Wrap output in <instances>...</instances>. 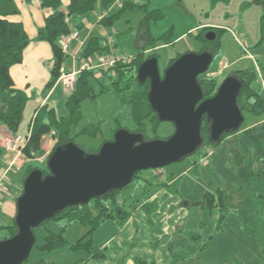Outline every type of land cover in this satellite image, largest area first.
Here are the masks:
<instances>
[{
  "label": "rangeland",
  "instance_id": "obj_1",
  "mask_svg": "<svg viewBox=\"0 0 264 264\" xmlns=\"http://www.w3.org/2000/svg\"><path fill=\"white\" fill-rule=\"evenodd\" d=\"M116 1L111 2L116 4L111 7L112 12L119 9L120 5ZM133 1L143 6L121 13L115 25L108 29L109 36L106 35L103 39L105 47L102 53L112 49L117 54L131 55L133 58L136 57L137 60L140 58L143 61L148 59L149 55L155 54L160 72L163 73L172 58L200 48L201 37H198L200 29L214 26L221 28L223 32L220 36L219 46L213 51V61L202 77L215 78L219 85L230 72L228 69H223L221 61L225 59L230 63L228 54H233L232 56L239 57L241 60L232 69L249 68L253 70L256 74L254 86L264 95V90L258 80L262 77L264 82V20L261 21L264 14V2H256V0ZM13 3L18 11L15 15L19 16L20 14L21 18H25L26 21L28 17L30 22L38 24L43 19L42 15L46 13L40 6L39 0H31L28 3L25 0H13ZM66 3L67 0H62L63 8L66 7ZM97 12H100L99 7L92 14L67 17L70 21L69 26L72 28L70 33L74 35V38L68 43L66 51H62L65 57L59 69L60 75L61 72L68 73L71 68L76 67L71 56L77 49L83 51L90 38L85 40L80 31L83 29V32L86 33L94 30V21L88 17H92ZM78 22H82L83 27L80 26L77 29L75 25ZM39 26H43V21ZM102 29L95 31L94 34L101 35V32L106 31L104 29L102 31ZM164 33H167L166 38L158 39ZM140 37L146 45L139 49L136 43ZM236 38L238 39L236 40ZM45 43L50 48V45ZM155 46L161 48L158 47L155 50ZM244 48H247L246 51ZM250 54L255 56L254 61L249 59ZM51 57V60L45 61L47 68L53 64L52 53ZM136 70L137 67H135V73L131 70L130 73L125 72L123 77L120 75L122 80L110 71L93 78L92 85L95 96L82 101V120L78 128L86 124L99 123L101 125L100 133L95 139L87 136L77 137L75 142L81 149L87 151L101 147L104 142L113 139V131L118 126L127 130L133 129V122L128 114V105L122 101L123 92L121 89L125 87L128 75L131 80H128L127 84L130 83L129 87L132 88ZM49 80L50 76L40 89L32 84L34 90L39 89L37 96L32 100L33 103H36L39 97L47 93L45 85ZM100 87L104 89L101 93H99ZM51 104L52 101L49 105L51 106ZM55 113L58 116L66 115L65 103L57 107ZM243 117L244 121L237 131L254 120L257 114L245 111ZM237 131L229 135H235ZM173 132L172 124L165 122L158 126L155 135L150 132L148 127L147 137L149 139L153 137L165 139ZM48 139L50 140V137ZM261 141H264V138ZM208 147H211L214 154V146L202 144L195 155L178 163L153 169V171L163 170L166 172L161 178L163 179L165 174L167 175V180L164 179L167 186L159 185L158 181L161 179L158 178L157 181V178L151 176V170H145L139 172L137 178L118 192L117 201L131 219L128 227H133L136 230L139 225L142 237L137 241H146L149 248V251L147 247H139L134 251L144 260H152L151 257L155 254L157 257L154 261L155 264H264V170L260 167V163L246 160L245 155L242 158V152L231 154L229 148L224 149L220 156L213 157L212 154L206 158L205 151ZM42 152L43 150L40 149L35 158H25V166L21 168V172H17V176H23L29 165L45 169L46 162L42 163L37 159L42 155ZM49 155H51V150ZM197 156L201 159L200 161L209 162L210 167H204L202 163L194 166L195 163L191 158ZM7 177L10 176L7 175ZM144 179L153 180L146 192L140 189ZM219 189L223 190V193L228 197L226 220L220 223H218L217 209L210 212L204 208L206 193L213 191V196H215ZM156 192L160 193L154 198H149ZM144 205L146 206L144 207ZM113 218L114 220L107 219L100 224L101 227L96 231V241H98L97 234L102 231L106 233L110 228L114 229L120 225L117 216H113ZM2 223L3 221L0 222V224ZM47 230L57 231L58 224L51 221L47 226L36 228L34 234L37 245L42 243ZM85 230L84 227L74 222L67 228L64 236L67 241L73 243L84 234ZM2 234L0 231V237ZM101 237L105 238V236ZM131 240H135V238L132 237ZM133 244L131 242L130 246L133 247ZM126 247V238L119 233L113 244L105 250V258L90 259L88 262L89 264H112L117 260L115 263L117 264L126 258V251H122ZM152 252L154 253L152 254ZM131 253L129 252L128 255ZM86 256L85 252H72L68 249L40 251L33 248L28 260L30 262L44 260L54 263H73ZM165 256L168 258L163 259ZM111 257L114 260L110 259ZM130 258L129 256L128 259ZM126 262L127 264L128 262L135 263L131 260Z\"/></svg>",
  "mask_w": 264,
  "mask_h": 264
},
{
  "label": "water",
  "instance_id": "obj_2",
  "mask_svg": "<svg viewBox=\"0 0 264 264\" xmlns=\"http://www.w3.org/2000/svg\"><path fill=\"white\" fill-rule=\"evenodd\" d=\"M205 39L213 41L215 33H207ZM212 61L211 52L188 51L161 73L157 57L144 60L136 79L140 84L149 81V107L160 122L172 124L174 132L166 139L144 140L141 133L120 128L95 153L74 142L57 146L46 161L48 174L35 168L24 180L15 201L16 231L0 240V264L25 262L36 242L34 229L56 214L122 190L141 171L163 168L194 155L203 144V119L208 123L210 143L237 131L244 121L237 104L242 81L228 75L215 94L204 99L198 77Z\"/></svg>",
  "mask_w": 264,
  "mask_h": 264
},
{
  "label": "trees",
  "instance_id": "obj_3",
  "mask_svg": "<svg viewBox=\"0 0 264 264\" xmlns=\"http://www.w3.org/2000/svg\"><path fill=\"white\" fill-rule=\"evenodd\" d=\"M30 1L31 0H25L27 3ZM112 1L113 0H101L100 2L99 0H67L66 7L63 8L62 0H39L40 6L47 13L44 16L43 26L37 28L36 35L33 39L37 42H47L50 45L53 56V64L50 70V80L45 85V89H50L55 84L60 75L59 69L64 61L65 55L58 45V40L62 35L70 33V28L66 22L68 16L86 15L92 13L99 2L100 9L107 12V15L103 16L98 21V25L111 28L115 25L116 21L119 20L122 12L126 10H134L137 7L140 8L143 6L142 4L136 3L133 0H121L119 9L115 12H112L110 10ZM258 1L264 2V0H256V2ZM16 13H18V11L14 6L13 0H0V126L4 125L13 137L17 136L20 124L23 120V112L29 97L24 91L13 89V80L10 74V68L13 65L21 63L23 59V53L28 44L31 42V39L23 27V24L21 22L12 21L9 19L8 16L15 15ZM263 20L264 14L261 18V21ZM78 27L80 26L78 25ZM207 30H215L218 34V37H220L223 32L221 28L215 27H206L200 29L198 37H201L200 43L203 45V48H201L200 51L205 49V43L209 44L213 41H216L213 40L209 42L203 38V35ZM166 36L167 33H164L158 39H164ZM103 43V40L99 37L91 36L84 47L83 55L87 57L95 53H102L105 47L103 46ZM180 55L172 58L169 62V65ZM152 56L156 55L151 54L147 58ZM142 62V59L138 58L137 60L135 57L130 62L118 63L109 71L116 75V77L119 76L120 80H122L125 72L130 73L132 70L135 73V67L138 68ZM109 71L103 72V74H106ZM205 73L202 75H205ZM120 75L122 77H120ZM202 75L198 77V82L202 88L204 99L210 98L215 94L218 87L217 80L215 78L209 77L203 78ZM227 75H235L239 80L242 81L243 85L237 98V104L241 109L242 114L245 111L255 114H264V95L258 90L257 87L254 86V84H256L255 72L249 68H246L230 71L227 73ZM93 78L94 74L92 72L83 71L78 74L75 82V89L68 95L65 102L67 109V114L65 116H57L54 110L52 108H48L47 105H43L36 110V114L34 115L33 121L30 124L29 133L25 136V142L22 148L23 156L26 159H32L36 157L37 153L41 149L43 137L49 136L51 132H54L52 135L54 145L51 148V153L57 146L63 145L65 143L74 142L76 144L75 140L79 136H87L93 139L97 137V135L100 133L101 127L99 123L86 124L78 128V125L82 120V101L89 97L93 98L95 96L92 85ZM134 78L132 88L129 87L130 83L127 84V81L131 80V77L128 75V80L126 81L125 87L121 89L123 92L122 101L128 105V114L133 122V129L128 130L131 132L141 133L144 140L156 139L155 137L152 139L147 137V128L149 127L150 132L155 135L158 126L165 122H160L157 119L156 114L149 107L147 99L149 81L146 80L143 84H140L137 81L136 76H134ZM115 84L117 85L118 83ZM103 90L104 89L100 87L99 93L103 92ZM120 128L122 127H116L113 131V134ZM201 128L203 145L211 144L214 146V148H216L227 135L233 133H226L222 135L219 142L210 143L208 141V123L205 119L202 121ZM99 147L93 150H87V152L95 153L99 150ZM2 153L3 150L0 148V156ZM33 169L35 168L30 165L26 168L20 181L21 186L23 185L27 175ZM41 170L43 175L48 174L46 168ZM138 174L135 176V178L138 177ZM118 192L119 191H112L105 197L90 200L86 205H78L68 208L63 212L56 214L50 220L41 225L47 226L51 221H55L58 224V230H47L45 236L43 237L42 243L40 245L35 243L33 248H37L40 251H56L61 249H68L72 252L81 251L87 253L85 258L77 260L73 263H54L45 262L44 260L30 262L28 258L22 264H85L89 259L102 258L104 255L94 245L92 235L99 225L102 224L106 219L113 218V216L123 218L125 212L117 201ZM20 194L21 191L19 195ZM205 205L208 211L217 209L219 215L218 223L225 219L227 206L226 194L223 193V191H218L215 196H213V194H206ZM74 222L84 227L86 230L79 239L73 243H70L66 240L64 233ZM0 231L3 233L0 237V240L11 237L16 231L14 226V217L9 225H0Z\"/></svg>",
  "mask_w": 264,
  "mask_h": 264
},
{
  "label": "crops",
  "instance_id": "obj_4",
  "mask_svg": "<svg viewBox=\"0 0 264 264\" xmlns=\"http://www.w3.org/2000/svg\"><path fill=\"white\" fill-rule=\"evenodd\" d=\"M100 1L101 0H99V2ZM99 2L96 5V8L99 7L100 12L93 14L92 17H88L90 20L94 21V27H93L94 30L93 31L91 30V32H86V33L83 32V29L80 31V33H82L85 40L91 36H98V37H100V39L103 40V39H105L106 35L109 36V34H110L108 31V29H110V28H106V27H103L101 25H98V21L103 16H105L107 13V12L102 11L100 9ZM111 7H114V4H112ZM111 7H110V10H111ZM46 13L44 15H42L43 19L41 21H39L38 24H36L35 22H30V19L28 17L26 18L27 19V21H26L25 18H21L20 14H19V16L18 15L8 16L9 19L12 21L21 22L23 24V27H24L25 31L27 32L29 38L31 39V42L28 44L27 48L25 49V51L23 53V59H22L21 63L13 65L10 68V74H11V77L13 80V89L22 90L29 97V100H28V102L25 106L24 112H23V120L20 124L19 130H18V133L16 136V137H19L21 139H23L29 133L30 124L32 123L33 117L36 114V110L39 107H41L43 105H47L48 108H52L55 112V109L57 107H60V105L64 104L66 102L67 97H68V94L64 90L63 84L61 83V81L57 80L55 82V84L50 89H48L46 91L47 93L45 95H43L42 97H39V99H37L38 101L36 103L32 102V100H34L38 94L37 91H39V89L44 85L45 81H47V79H49L50 70H51V67L47 68V66H46L47 63L45 62L49 59L51 60V58H52L49 46L43 41L37 42V41H34V39H33L36 35L37 27H40L39 25H41L42 21H44V16L46 15ZM92 13H90V14H92ZM67 20H68L67 23L69 26L70 21H69V19H67ZM77 25L83 27L82 22L81 23L78 22V24L75 25V27L78 29ZM211 27H214V26H211ZM69 28H70V30H72V28L70 26H69ZM102 28L106 31H103ZM101 29L103 31V32H101V35H95L94 34L95 31H99ZM90 34H92V35H90ZM82 35H80V36H82ZM237 39L238 38H236V40ZM136 45L139 46V49H140L141 47H145L146 44H145L144 40H142V38L140 37V38H138ZM158 47L161 48L160 46H155L154 47L155 50ZM246 49L244 48V51H246ZM232 55L228 54V58L230 61V63H229L230 66L228 68V71H233V69H234L233 66L236 65L238 63V61L241 60V58H239V57L235 58ZM255 55H257V54H255ZM249 59L254 61L255 56L250 54ZM242 69H246V68H242ZM237 70H241V69H237ZM98 75H102V73L95 74V77ZM258 80H259V83L261 85L262 90H264L263 78L261 77ZM32 84L35 85L34 87H38L39 89L34 90V88L32 87ZM50 101H52L51 106L49 105ZM60 116H62V115H60ZM8 136H11V134L8 132L7 128L4 125L0 126V148L2 147V141ZM260 136H264V116H263V114H257V117H255L254 120L250 121L240 131H237V133L235 135H227V137L224 138V140H222V142L215 148L213 157L218 156V155L220 156L224 149L229 148L231 154H234V153L240 154L242 152L243 153L242 158L245 155L246 160H250V161H254L256 163H260V167H262V170H264V141H261V139L264 137H260ZM48 138H49V136L43 137V141H42V145H41V149L43 150V152L45 149H47L50 146V143L53 142L52 138H50V140ZM13 156H14V154H6L3 151L2 155L0 156V176L3 174V172L5 170L6 159L11 160ZM191 159H192V162L195 163L194 166H197L198 163L199 164L202 163V165L204 167H210L209 162L206 163L204 161H200L201 159L198 156L193 157ZM218 160L219 159L217 158L216 161L218 162ZM24 166H25V164L22 166H18V168H15V170L9 171V173H7L6 176L4 177V188L0 192V222L3 221V223L0 225H9L10 224L9 222L10 221L12 222V219L15 216V213H16L15 198H17V196L19 195V193L21 191V182L20 181L22 179V176H20V177L17 176V172H21V170H22L21 168ZM211 167H213V166L211 165ZM150 174L152 177L157 178V181L159 180L158 178L161 179L158 181L159 185L167 186V184L164 183L167 180L166 174H165L166 180H164L165 178L162 179L161 177H156V175L154 173H152V171H150ZM7 175H9L10 177L8 178ZM152 181H153L152 179H148V180L144 179L142 181L143 186L140 187V189L141 190L143 189V191L146 192L148 186L152 183ZM173 181H174V178L172 179V182ZM218 191H223V190L219 189ZM159 193L160 192H156L155 194H153L152 197H149V198H154ZM206 194H214V193L212 191V193L207 192ZM142 195L145 196V194H142ZM226 197H227V195H226ZM226 202H228V197L226 199ZM145 206L146 205H144V207ZM204 208L207 209L206 205H205V200H204ZM210 212H212V210H210ZM109 219L114 220V218H109ZM118 220H120V223L118 222V224H120L119 226L117 225V227H114V229L110 228V230L107 231L106 233H105V231H102L99 234H97L98 241H96V239H95L96 238V231L101 226L99 225V227L93 232V235H92L93 243L97 247V249H99V251L103 253V255H104L103 258H105V256H106L105 250L108 249L109 245L113 244V242L117 238L118 234L120 233L121 236L123 235L126 238V246L127 247L125 249H123V250L121 249V250L126 251L127 256L124 260H122L121 262H118L117 264H127L126 261H128V260L135 262L133 264H155L154 261L157 259L155 254L151 257L152 260H144L139 254L134 252L135 249L137 250V248L139 249V247L140 248H144V247L148 248L146 241H141V242L137 241L139 239L141 240V237H142V232L140 230V226L138 225L136 230L133 227L132 228L128 227V225H130L131 219L127 215L126 212L123 215V218H118ZM225 220H226V218L223 221H225ZM115 229H116V231H115ZM101 236H105V238L103 239ZM132 237H134L135 240H131ZM192 238H193V236H192ZM131 242L134 243L133 247L130 246ZM127 250H128V252H127ZM148 251H149V248H148ZM129 252H132L131 255H128ZM153 253L154 252H152V254ZM129 256L131 257L130 259H128ZM116 257H119V256H116ZM167 258H168L167 256L163 257V259H167ZM110 259H113V257H111ZM114 259H115V256H114ZM96 260H98V259H96ZM88 261L85 264H89ZM116 261L113 262L112 264H115ZM128 264H131V263L128 262ZM218 264H220V263H218Z\"/></svg>",
  "mask_w": 264,
  "mask_h": 264
},
{
  "label": "built area",
  "instance_id": "obj_5",
  "mask_svg": "<svg viewBox=\"0 0 264 264\" xmlns=\"http://www.w3.org/2000/svg\"><path fill=\"white\" fill-rule=\"evenodd\" d=\"M121 0H117L116 3L120 5ZM116 5L115 3H113ZM66 22L67 19H66ZM74 38V35L71 33L62 35L59 40H58V45L62 49V51H66L68 47V43L71 41V39ZM82 49H77L74 51L72 54V61L76 63V67L71 68L70 72L64 73L61 72V75L59 77V81L64 86L65 91L70 94L74 91L75 89V82L76 78L79 73L86 71V72H92L94 74L98 73H103L106 71L111 70L113 67H115L118 63H127L130 62L133 59V56L123 54V53H115L112 49H109V51L105 53H95L93 55L83 57ZM223 69H228L229 68V63L225 60L222 59L221 61ZM52 133L49 134V137L52 138ZM25 142V137L24 139H21L19 137H6L2 141V149L4 153L6 154H14L11 160L6 159V167L3 172V174L0 176V192L4 188V177L6 174L15 169L18 168V166H22L25 164L26 160L25 157L23 156L22 153V148ZM52 148V143H50V146L44 150L42 155L40 157H37V159L40 162H46L47 159L49 158V153ZM213 154L211 147H208L205 151V157L209 158ZM204 157V158H205ZM152 173H154L156 176L159 177H164V171L163 170H151Z\"/></svg>",
  "mask_w": 264,
  "mask_h": 264
},
{
  "label": "flooded vegetation",
  "instance_id": "obj_6",
  "mask_svg": "<svg viewBox=\"0 0 264 264\" xmlns=\"http://www.w3.org/2000/svg\"><path fill=\"white\" fill-rule=\"evenodd\" d=\"M222 30V29H221ZM211 31H213L214 33H215V39L214 40H216L215 42L213 41L212 43H205V49H203V51H208V52H211V53H213V51H214V49L215 48H217L219 45V40H220V37H218V34H217V32L215 31V30H207L205 33L207 34V33H209V32H211ZM204 33V35H206ZM203 35V38L205 39V36ZM219 38V39H218ZM206 40V39H205ZM209 42H211V41H209ZM218 42V43H217ZM216 43V44H215ZM201 48H203V45H202V43H201V45H200V48L198 49V50H193L192 52H198V51H200V49ZM203 51H200V52H203ZM188 52V51H187ZM185 53V52H184Z\"/></svg>",
  "mask_w": 264,
  "mask_h": 264
}]
</instances>
